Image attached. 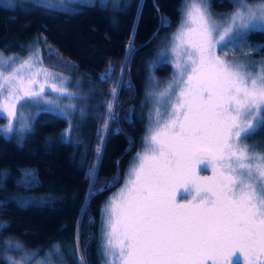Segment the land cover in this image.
I'll return each instance as SVG.
<instances>
[{
    "label": "snow or ice",
    "instance_id": "obj_1",
    "mask_svg": "<svg viewBox=\"0 0 264 264\" xmlns=\"http://www.w3.org/2000/svg\"><path fill=\"white\" fill-rule=\"evenodd\" d=\"M254 31H264V0H236L234 11L219 22L208 0H185L170 52L161 54L173 57L172 77L159 93L148 94L153 110L143 150L102 214L105 264H264V156L250 155L241 144L264 127V60L249 65L226 55ZM38 56L17 62L0 55L5 135L30 130L14 129V121L24 119L19 107L54 103L44 99L46 87L83 98L67 91L64 77L40 66ZM256 63L262 67L253 74L247 69ZM112 71L102 78L110 79ZM56 79L59 84L49 83ZM111 95L107 116L114 120L115 89ZM132 115L130 110L127 122ZM76 240L74 255L80 251L79 231ZM53 251L59 255V246ZM76 264L87 262L79 256Z\"/></svg>",
    "mask_w": 264,
    "mask_h": 264
},
{
    "label": "trees",
    "instance_id": "obj_2",
    "mask_svg": "<svg viewBox=\"0 0 264 264\" xmlns=\"http://www.w3.org/2000/svg\"><path fill=\"white\" fill-rule=\"evenodd\" d=\"M180 3L130 0L125 11L114 12L97 4L66 11L0 3V51L18 52L43 35L91 82L117 93L115 119H108V130L97 144L95 120L88 128V120L82 119L76 125L79 131L65 137L67 121L48 111L36 113L19 139L0 133V264H8L9 257L17 260V244L32 251L34 259L55 254L59 246L63 258L52 255L54 264H76L79 256L87 264H105L101 209L142 147L148 127L147 86L150 79L161 84L171 70L165 62L153 64L155 42L177 24ZM209 6L225 10L231 3L209 0ZM232 51L264 58V31L251 32ZM110 68V79H103ZM130 110L132 121L127 122ZM250 138L264 152V127ZM92 156L95 168L86 174ZM78 231L80 251L74 255Z\"/></svg>",
    "mask_w": 264,
    "mask_h": 264
},
{
    "label": "rangeland",
    "instance_id": "obj_3",
    "mask_svg": "<svg viewBox=\"0 0 264 264\" xmlns=\"http://www.w3.org/2000/svg\"><path fill=\"white\" fill-rule=\"evenodd\" d=\"M231 3L230 8L225 10H213L209 6V0H208V7L213 14L214 18L219 22L225 19L226 14L231 13L234 11L236 7V0H229ZM130 0H0V3L5 6H24V5H38L42 6L44 8L49 9H61L66 11H71L73 9H78L83 5H91V4H97L101 7L107 8L109 11H125ZM247 2L252 4L260 3V0H247ZM185 0H181L180 3V17L177 22V24L172 28L171 31H169L165 36H162L158 39L157 42H155L154 46V52H153V64H157L159 62H164L169 64L170 66V73L167 78H164L161 81V84L155 83V80L150 79L149 85L147 86V93L155 92L159 93L161 89L167 86V81H169L173 74V66L172 61L173 57L169 54L161 55L162 53H168L170 52L171 47V37L174 33L177 32L179 25L182 21V9L184 8ZM36 53L39 54L38 58L42 60V67L46 68L49 72H53L56 74L57 77H64L66 83L65 87L68 92L76 93L79 97H83L80 99H69L67 96H61L59 93L53 92L50 87L45 88L44 93V99L53 101L54 103L52 105H45L43 102L36 104L34 102H29L24 104L22 107L18 108V112H22L24 114V119H17L14 121V129H24L25 125H28L30 127V124L34 118V115L38 113L39 111H48L44 110L46 108H51L52 110L48 111L50 113L56 114L60 117H63L67 121V127L64 129V136L67 137L70 133V131H79V127L76 126L79 121L82 119L88 120L87 125L88 128L94 124V120L96 123L97 134L95 136V143H99L102 135H103V127L105 123L108 121L107 116V102L112 101L111 100V90L105 89L101 86L96 85L95 83L91 82L89 77L79 71L75 64L67 57L62 55L54 46H52L43 35L36 36L31 41L25 43L21 49L18 52L14 53H4L0 51V55H2L5 59L8 57H15L17 58V62L27 59L30 56L35 55ZM218 55H225L224 53H221L219 49L217 50ZM227 58L231 61H236L243 64H253V62H258L261 60H264L263 57H257V56H250L246 55L244 53L241 54H233L232 48H229L227 50ZM262 67L261 64L256 63L254 67H250L247 70L249 72H252L255 74L257 70H259ZM43 82V81H41ZM49 83H55L59 84V79L52 80ZM149 100L148 103V127H149V114L153 110V101ZM71 105H75V110H73ZM59 106V107H57ZM63 113V114H61ZM7 113L5 112L3 116H0V130L4 129L8 125V119ZM78 121V122H76ZM74 125V127H73ZM147 127V129H148ZM27 131V129L23 131H16L14 130L11 134L5 135L2 131H0L1 134L4 136H13L16 138H21L23 133ZM76 132H74V135ZM146 135V133H145ZM144 135V137H145ZM82 141V140H81ZM242 145H246L248 147L249 154L250 155H256V156H264L263 150L259 149L255 143V140L248 137L245 140L241 141ZM143 150V140H142V147L138 152H135L133 155V158L137 156L138 153H140ZM133 162L130 163V165L127 167L126 174L120 185L114 189L111 190L105 198V205L101 209V220H102V214L104 213L110 198L123 187L127 173L129 171V168L131 167ZM253 164L257 163V161H252ZM94 166V156L91 157V159L88 161L86 166V174H91L93 171ZM202 175H210L211 172H202ZM27 179H24V182H26ZM20 250L21 254L17 258V262L19 264H25L28 260H30L28 254H33L32 251H23ZM56 254V253H55ZM55 254H47L44 255V259H33L28 264H54L52 261V255ZM57 255V254H56ZM59 258H63V254L60 252L59 255H57Z\"/></svg>",
    "mask_w": 264,
    "mask_h": 264
},
{
    "label": "water",
    "instance_id": "obj_4",
    "mask_svg": "<svg viewBox=\"0 0 264 264\" xmlns=\"http://www.w3.org/2000/svg\"><path fill=\"white\" fill-rule=\"evenodd\" d=\"M159 24H160V19H159V22H158L157 28L159 27ZM153 34H154V33H152V34L150 35V37L148 38V40L153 36ZM118 178H119V171L117 172V179H118ZM111 185H113V183H112ZM111 185H109V186H111ZM109 186H106V188H108Z\"/></svg>",
    "mask_w": 264,
    "mask_h": 264
}]
</instances>
